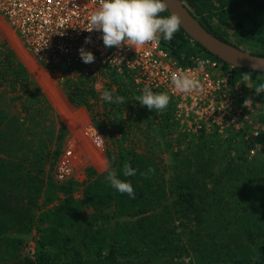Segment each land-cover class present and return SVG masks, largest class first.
<instances>
[{
	"label": "trees",
	"instance_id": "1",
	"mask_svg": "<svg viewBox=\"0 0 264 264\" xmlns=\"http://www.w3.org/2000/svg\"><path fill=\"white\" fill-rule=\"evenodd\" d=\"M183 1L212 34L232 43L224 36L229 31L239 41L259 48L252 53L264 56V0ZM160 15L169 16L166 10ZM162 46L182 67L192 66L197 55L217 59L231 84L245 73H251L255 82L264 80V73L222 62L191 40L181 27L171 41L162 35ZM1 50L0 84L20 85L23 95L36 96L45 103V96L32 86L30 73L13 51L4 42ZM65 84L69 102L87 103V93L76 88L77 84L74 92L73 81L67 79ZM23 95L16 97L21 100ZM123 97L125 114L122 107L113 113L111 133L124 136L134 121L139 123L150 114L158 115L163 127L173 125L171 103L156 112L142 106L136 97ZM133 103L139 104L138 109L131 106ZM25 110L28 116L29 109ZM260 122L264 125V116ZM199 138L202 141L201 135ZM258 140L260 147L253 155L242 140L222 141L218 164L220 157L211 152L215 147L204 150L202 145L185 157L174 152L177 170L170 180L165 178L161 164L148 154L131 147L107 152L108 171L115 170L120 179L131 182L134 199L110 186L108 172L87 171L81 182V199L73 195L79 182L66 179L58 185L49 183L36 220L29 208L12 203L3 188L37 187L34 177L29 172L24 175L21 165H15L12 178L10 163L0 164V235L28 232L32 225L37 233L34 254L25 253L23 239H4L13 255L0 259V264H264V129ZM53 156L55 164L58 151ZM125 163L136 170L135 176H123ZM86 203L94 209L83 221L87 227L82 232L64 231L81 225L80 205ZM118 218L126 220L108 227L97 225L99 221L108 225L110 219Z\"/></svg>",
	"mask_w": 264,
	"mask_h": 264
},
{
	"label": "built area",
	"instance_id": "2",
	"mask_svg": "<svg viewBox=\"0 0 264 264\" xmlns=\"http://www.w3.org/2000/svg\"><path fill=\"white\" fill-rule=\"evenodd\" d=\"M98 7L99 0H0V18L16 34L29 56L40 67L58 73L65 81H73L71 91L79 88L87 93L84 106L93 116L90 135L95 146L104 144V139L102 143L95 141L96 131L101 135L95 128L98 124L94 123L101 117L100 113L107 112L104 121L109 127L114 121L113 113L122 107L104 101L102 92L108 90L114 97H136L148 86L154 93L169 94L170 122L180 132L242 140L249 146L250 155L255 154L260 147L261 132L256 118L258 102L241 89L238 82H229L217 59L197 55L192 66L182 67L163 48L162 34L158 44H146L137 49L127 45L106 48L101 31H87L91 27L89 15ZM86 38L91 42L86 44ZM81 47L93 53V63L82 61ZM113 58L120 59L121 63L111 64ZM200 60L208 61L198 73L205 91L200 94L177 92L171 83L172 73L178 69L196 70ZM246 99L253 102L250 108L243 106ZM71 154L72 150L67 149L57 160L56 179L64 181L71 177Z\"/></svg>",
	"mask_w": 264,
	"mask_h": 264
},
{
	"label": "rangeland",
	"instance_id": "3",
	"mask_svg": "<svg viewBox=\"0 0 264 264\" xmlns=\"http://www.w3.org/2000/svg\"><path fill=\"white\" fill-rule=\"evenodd\" d=\"M224 36L238 47L249 52L259 48L252 47L239 41L234 34L226 32ZM3 42L16 55L17 60L27 69L32 78V86L37 87L46 98L45 103L38 100L36 96L29 97L23 95L24 90L20 85L15 88L10 84H0V164L10 163L12 176L16 173L14 166L21 165V173L29 172L36 182L37 187H3L12 203L28 209L34 216V220L39 216L44 201V193L49 183L56 185L62 181L55 177L54 152L58 151V159L67 149L72 150L71 163L72 175L70 180L79 182L74 189L75 199L84 197L82 181L86 179L87 171L96 173H107L109 170L107 162V152L117 153L120 148H134L139 153L152 156L156 162L161 164L164 176L167 180L172 179L175 169L176 159L173 153L178 152L180 156H192L191 153L197 148L205 147L204 150L214 148L211 152L220 157L218 145L225 139L215 134L211 135H192L180 132L176 126H161L162 122L158 115L150 116L149 119H142L139 123L134 121L132 128L126 135L114 134L109 131V127L95 126L104 137V144L101 147L94 145L91 139V127L93 118L91 113L83 111V104L68 101V88L65 80L58 74L40 67L33 61L22 48L16 34L0 18V44ZM0 50V59H1ZM244 76V75H243ZM243 76L238 81L241 89L246 91L250 97L258 102L259 111L256 118L263 132L264 125L260 122L264 114V92L259 95L255 92V87L264 80L255 82L252 78L244 81ZM247 84V85H246ZM23 95L20 100L16 96ZM24 104V105H23ZM83 107V108H79ZM139 107V104H137ZM29 114L27 116V111ZM26 111V112H25ZM86 114H88L86 116ZM149 122V123H148ZM161 123V124H160ZM204 143V144H200ZM234 153V150H232ZM216 160V164L220 162ZM15 178V176H12ZM26 205L25 207L23 206ZM82 213L81 225L73 231L63 229L69 233L82 232L87 225L83 223L94 212L88 204L80 205ZM126 218L110 219V223L98 226H111L116 221L122 222ZM96 227V226H95ZM62 230V229H61ZM76 230V231H75ZM16 237L24 240L25 253L34 254L36 251L35 238L37 233L34 225L31 231H14L0 235V259L8 260L12 258L13 252L3 244L4 239Z\"/></svg>",
	"mask_w": 264,
	"mask_h": 264
},
{
	"label": "clouds",
	"instance_id": "4",
	"mask_svg": "<svg viewBox=\"0 0 264 264\" xmlns=\"http://www.w3.org/2000/svg\"><path fill=\"white\" fill-rule=\"evenodd\" d=\"M165 10L164 0H99V7L89 15L91 27L87 31H101L103 44L106 48H120L127 45L137 49L146 44H158L160 34L165 40L171 41L174 33L178 32L181 27V20L176 13L166 17L161 16L160 13ZM90 42V39H85L86 44ZM79 54L86 64L93 63L95 60L93 53L86 51L83 47L79 49ZM117 61L119 64L121 63L120 59L113 58L111 64ZM207 63V60H200L196 70L178 69L172 73L171 83L174 89L182 94L203 93L205 85L198 78V73L204 70ZM243 79L249 81L251 73H245ZM254 89L257 95L264 92V83H260ZM102 99L108 103L123 104L125 102L123 96L114 97L113 93L108 90L102 92ZM135 100L149 110L160 112L167 108L170 96L166 92L154 93L150 87L145 86L142 95L136 96ZM252 103L251 99H246L243 106L250 108ZM103 138L96 131L95 141L102 143ZM149 171L153 170L149 169ZM122 174L124 177L135 176L136 170L125 163ZM142 175L147 177V173H142ZM106 180L119 193H126L130 198H135L131 182L120 179L115 170L108 171Z\"/></svg>",
	"mask_w": 264,
	"mask_h": 264
},
{
	"label": "water",
	"instance_id": "5",
	"mask_svg": "<svg viewBox=\"0 0 264 264\" xmlns=\"http://www.w3.org/2000/svg\"><path fill=\"white\" fill-rule=\"evenodd\" d=\"M164 2L169 16L172 13L178 14L183 31L206 51L231 67L264 73V56L244 50L212 34L200 23L183 0H164Z\"/></svg>",
	"mask_w": 264,
	"mask_h": 264
},
{
	"label": "crops",
	"instance_id": "6",
	"mask_svg": "<svg viewBox=\"0 0 264 264\" xmlns=\"http://www.w3.org/2000/svg\"><path fill=\"white\" fill-rule=\"evenodd\" d=\"M20 42V41H19ZM23 48V47H22ZM24 49V48H23ZM25 50V49H24ZM26 52V51H25ZM27 53V52H26ZM28 54V53H27ZM28 56H29V54H28ZM30 57V56H29ZM31 58V57H30ZM32 59V58H31ZM33 60V59H32ZM34 61V60H33ZM133 105V106H132ZM84 106V105H83ZM131 106L132 107H134L135 109H138V107H137V103H133V104H131ZM79 108H83V107H79ZM122 109V111L124 112L125 110H124V108L122 107L121 108ZM83 111L86 113V111H87V113H90L88 110H87V108L84 106V108H83ZM101 114V117L99 118V119H97L94 123L96 124H98V126H100V127H107L106 125H105V122L106 121H104V118H105V116L107 115V112H102V113H100ZM124 114H125V112H124ZM88 114H86V116H87ZM113 116V119H114V121H115V115H112ZM88 117V116H87ZM92 118H93V116H92ZM114 121H113V123H114Z\"/></svg>",
	"mask_w": 264,
	"mask_h": 264
}]
</instances>
